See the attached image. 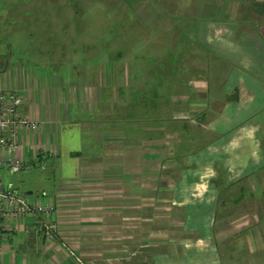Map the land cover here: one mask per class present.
Here are the masks:
<instances>
[{"label": "crops", "instance_id": "obj_1", "mask_svg": "<svg viewBox=\"0 0 264 264\" xmlns=\"http://www.w3.org/2000/svg\"><path fill=\"white\" fill-rule=\"evenodd\" d=\"M176 1L164 8L180 6L173 18L186 12ZM201 1L190 7L200 22L209 16ZM261 1L225 0L224 7L246 18L199 26L203 46L215 44L213 57L204 64L197 51L187 60L174 45L172 70L162 55L128 52L88 63L90 80L88 70L72 76L57 68L49 78L35 77L9 62L0 43V93L18 95L21 115L39 123L36 132L19 128L15 152L0 151L23 164L18 172L0 169V180L42 172V189L25 194L53 207L50 221L59 230L52 243L29 217L8 223L0 233V264H78L70 250L81 264H224L220 246L232 239L260 256L264 16L251 9ZM170 27L153 26L161 35ZM189 61L204 64L196 69L207 74L192 78Z\"/></svg>", "mask_w": 264, "mask_h": 264}, {"label": "rangeland", "instance_id": "obj_2", "mask_svg": "<svg viewBox=\"0 0 264 264\" xmlns=\"http://www.w3.org/2000/svg\"><path fill=\"white\" fill-rule=\"evenodd\" d=\"M195 1H181L186 12L173 18L176 15L170 12L181 11L180 6L175 9L170 6L167 12L164 10L167 5L173 3V0H0V43L4 45L1 51L9 56V62L19 65L28 73H34L35 77L37 74L45 78L52 76L57 68L58 72L64 69L65 73H70L72 76L80 73L84 75L85 70H88V80H90L93 70L91 71L88 63L99 59L105 62L111 53L113 55L122 53L125 56L126 53L129 52L127 54L129 55L132 52L135 57L162 55L168 69L172 70L174 45L184 48L183 51L181 50V56L187 57V60L193 55H200L191 52H202L206 59L203 63L206 64L207 56L213 57L211 49L215 44L205 43V46L208 45L210 48L203 46L198 36L199 26L204 30L203 28L212 22H217L218 26H227V23L235 21L234 23L238 25V20L241 18L244 20L246 15H234L227 5L224 7L225 0H204L200 2L202 15L208 13L209 16L204 17L200 22L195 15H190V7ZM179 2L180 0L176 1L177 4ZM261 3L264 2H259ZM251 11L254 12L253 8ZM250 17L255 18L253 13H250ZM154 23L157 24L158 30L159 27L164 29V27L169 28L170 25L172 30L163 32V35L159 32L156 34ZM186 27L192 28L186 31ZM177 31V38H173L174 32ZM150 41L154 43L147 47ZM187 45L191 48H186ZM196 60L195 57V62ZM195 62L192 63V67L191 61L185 64L186 67L195 69L192 78L196 75L199 77H202V74L206 75L207 73L198 72L196 69V66L204 69V64L196 65ZM41 63L46 69L38 67ZM102 66L101 70L98 69V73L102 72L103 75ZM109 68L108 70L113 74L115 67ZM101 81L102 87H108L105 79ZM89 83L91 84V81ZM95 84L97 85V81L92 85ZM92 85L86 88L89 94H93L91 88L95 86ZM104 94L105 99L109 101L108 91L104 90ZM117 97L118 100L121 98L119 95ZM29 119L31 120L30 117ZM32 121L38 123L33 119ZM40 173L42 172L29 175L17 174L9 178V181L24 193L31 188L42 189ZM233 212L235 215L236 212ZM230 230H233V225ZM58 239L57 237L55 241ZM230 249L234 251L228 252ZM234 252L235 256L230 257ZM220 253L224 264H264V251L259 252L260 256L255 258V255L249 254L244 241L238 242L235 239L230 242L225 241L220 246ZM228 253L231 263L228 260ZM17 264H20L19 261Z\"/></svg>", "mask_w": 264, "mask_h": 264}, {"label": "built area", "instance_id": "obj_3", "mask_svg": "<svg viewBox=\"0 0 264 264\" xmlns=\"http://www.w3.org/2000/svg\"><path fill=\"white\" fill-rule=\"evenodd\" d=\"M21 100L14 92L0 93V151L15 152L18 149L16 136L20 127L35 132L38 123L24 117L19 112ZM23 164L18 158L4 156L0 152V169H7L9 172H18ZM53 207L49 204L31 202L28 196L16 188L12 183L0 180V233L8 223L15 222L24 217L34 221L36 232L51 242L58 237V227L50 221ZM17 231V227L14 229ZM3 244L0 239V255L3 252ZM68 254L78 264L81 260L70 250Z\"/></svg>", "mask_w": 264, "mask_h": 264}, {"label": "trees", "instance_id": "obj_4", "mask_svg": "<svg viewBox=\"0 0 264 264\" xmlns=\"http://www.w3.org/2000/svg\"><path fill=\"white\" fill-rule=\"evenodd\" d=\"M252 8H253L254 12H256L258 15L264 16V3H261V4H253L252 5ZM110 55H113V54L111 53ZM116 55L118 56V58L121 57V56L123 57V54L122 53H115L113 56H116Z\"/></svg>", "mask_w": 264, "mask_h": 264}]
</instances>
